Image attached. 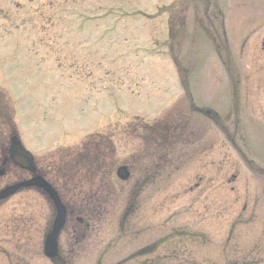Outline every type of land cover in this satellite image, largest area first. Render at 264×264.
I'll return each instance as SVG.
<instances>
[{"label":"rangeland","instance_id":"1","mask_svg":"<svg viewBox=\"0 0 264 264\" xmlns=\"http://www.w3.org/2000/svg\"><path fill=\"white\" fill-rule=\"evenodd\" d=\"M174 1L0 0V94H4L3 97L6 95L13 109L12 120L20 128L22 141L29 150L37 154V158L48 157L49 153L58 154L64 150L63 146L67 145L70 150L67 154L71 156L67 157L69 159L65 161V165L69 166L66 169L71 170L73 176L72 170L80 171V163L77 166L76 160L74 161L77 156L73 155L76 143L84 139V136L86 140L96 142L98 135L93 134L95 132L107 137L112 133L115 123L119 125L118 129L122 134L118 136L116 133L114 138L119 149L118 156L112 157L111 160L115 164L129 163L132 160L130 155L137 148L135 139L140 138L138 136L146 140L154 138L159 142L175 137V130L171 128L177 123L182 124L183 121H179V117H187L189 112L177 81L178 72L173 65L172 52L169 51L168 45L170 42L164 9ZM237 1L240 3H237L238 7L235 6L234 9L231 8L229 0H219V4L229 13V47L242 73L239 92L241 112L244 119L246 118L245 122L249 124L248 127L257 124L256 126L260 125L264 129V55L260 44L264 31V27L260 26L264 19V0ZM61 9L65 12H61ZM259 13L262 16L256 22L254 17H258ZM63 16L66 17L65 20H62ZM189 16L191 20H188L187 32L190 33V41H193L198 22L192 18L195 17L193 12ZM243 24H246V27L242 26ZM243 27L247 30H242ZM245 31L249 32V36L243 41ZM68 37H71V40L65 43ZM83 45L91 48L84 49ZM190 46V42L188 45L184 42L182 50L177 52L178 59L183 63L188 62L186 55ZM195 46L199 56V70L191 82L193 93L200 99L212 92L227 89V78L216 52L200 36L195 40ZM100 84H107L109 89L106 90V86L102 87L104 91L101 90ZM105 91L115 92L117 97H120L116 110H112ZM135 115L141 117L145 126L138 124L141 120L132 118ZM157 117L159 120L167 119L161 122L165 124L163 128L167 129L164 135L156 133L160 131L158 123L153 120ZM133 119L136 121L133 124L136 127L135 132L132 131L133 125L126 122ZM200 121L196 120L193 124L194 128L200 130L198 140L204 135V126ZM124 122L128 127L132 125V130L121 124ZM209 127L206 131L207 136L213 139L212 145H202L207 150V156L201 154L190 159V155L197 149L190 148V143L184 140L177 146L178 152L172 168L166 170L165 189L161 191L163 182L159 185L154 183L147 190H137V196L132 198V201L138 202L144 209L136 218L134 215V222L138 225L143 222L142 225L148 227L142 236L144 238L136 245H142L147 239L154 238L158 228L169 230L174 226L189 224V220L201 209L202 200L199 201L195 193L183 191L194 179L191 170H200L209 175L217 169L223 175L225 169H247L244 166L247 165L246 162H243V165L240 157H234L231 147L223 141L217 129ZM250 131L255 140L256 130L251 128ZM185 134L184 129L180 136ZM2 139L0 136V145ZM259 139L263 138L259 136ZM55 147L62 151H55ZM54 157L48 159L52 160ZM92 159L94 158L91 157L90 160ZM259 159L264 162V158ZM39 162L43 163L44 160ZM52 164L55 170L56 162L52 161ZM81 169L85 174L86 169ZM141 171L143 169L137 165L132 166L131 182H116L111 195L106 193L105 185L100 193L93 190L97 180L104 181H101L100 177H96L95 181L89 176V183H85L83 179L84 190L88 193V196L84 197L90 205L87 212L90 213L84 211L82 214L86 219L92 218V222L89 228L82 232L81 237L76 236L77 227L69 228L61 241L64 254L69 256L74 264H94L95 257L101 250L102 253L108 252L104 254L103 264H109L117 256V251L128 249V245L125 247L128 237L124 235L127 234L128 225L122 209L130 197L129 194L135 192L132 185L136 183L135 176L142 175ZM54 175L56 178L62 176L59 171L54 172ZM75 178L78 179H72ZM216 180L219 181L217 178ZM239 180L233 190L240 192ZM245 180L250 181V191L259 188L256 179L257 184L248 177ZM260 181L262 183L263 179ZM87 185H90L88 190ZM263 186L261 184L260 188L263 189ZM58 188L71 200L72 190L59 183ZM220 188L222 187L212 191L221 202L220 205L214 203L217 208L212 218L222 221V226L219 224L217 227L224 229L226 220L219 211L226 207L224 203L230 202L236 193L233 194L227 189L228 194H217L221 192ZM25 194V197L19 199L17 196L10 204L0 207L1 214L5 211L10 213V208L15 206L22 219H25V213L22 211L28 207L32 216L29 217L30 221L34 220L28 229L30 234L25 239L16 233H13V236L11 233H3L6 222L0 216V240H3L0 244V263L16 264L20 257L24 264H28V261L30 264H49L41 254V233L50 210L46 199L40 195L32 191ZM95 196L101 198L95 199ZM259 205L261 211H264L263 194L259 197ZM227 207L230 217L235 211L231 204ZM263 219L264 213L261 221ZM129 223L132 222L128 221ZM262 231L264 227L256 223L247 230V234L252 239V235ZM78 239L79 242L76 241ZM214 239L224 243L222 232L214 233ZM245 239L247 238H244L243 244L246 246L250 240ZM227 243L233 244V241ZM263 245L264 243L261 244ZM253 250L251 246L249 252ZM212 254L218 256L216 252ZM263 260L261 264H264Z\"/></svg>","mask_w":264,"mask_h":264},{"label":"bare ground","instance_id":"2","mask_svg":"<svg viewBox=\"0 0 264 264\" xmlns=\"http://www.w3.org/2000/svg\"><path fill=\"white\" fill-rule=\"evenodd\" d=\"M198 24H199V25H198L197 29L201 32V34L198 35V37H199V36H200V37H201V36H204L205 31H204L203 29H212V28H211V27H210L205 21H203V20L198 21ZM211 39H212L213 45H215V41L217 40V34H216L215 32H214L213 35H211ZM224 52H225L224 54H225V57H226V59H227L228 66H233L232 61H230V54H228L226 48L224 49ZM192 58H193L194 63L198 64L199 56H198L197 54H193ZM198 70H199V65H197V66H193V67H192V71H193V74H194L195 76L198 75Z\"/></svg>","mask_w":264,"mask_h":264},{"label":"flooded vegetation","instance_id":"3","mask_svg":"<svg viewBox=\"0 0 264 264\" xmlns=\"http://www.w3.org/2000/svg\"><path fill=\"white\" fill-rule=\"evenodd\" d=\"M232 264H235V262H233Z\"/></svg>","mask_w":264,"mask_h":264}]
</instances>
